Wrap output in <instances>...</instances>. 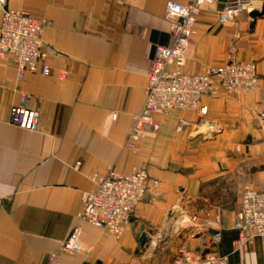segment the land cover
Wrapping results in <instances>:
<instances>
[{
  "label": "crops",
  "instance_id": "crops-1",
  "mask_svg": "<svg viewBox=\"0 0 264 264\" xmlns=\"http://www.w3.org/2000/svg\"><path fill=\"white\" fill-rule=\"evenodd\" d=\"M167 1L0 0V17L2 10L25 11L50 22L41 36L49 76L18 80L13 57L0 58V264H48L52 253L61 264H124L139 253L141 227L152 235L148 253L184 245L191 253L211 250L228 264H264V237L236 248L234 227L243 189L264 192L257 120L264 114V13L221 23L217 13L227 0L202 8L182 68L193 74L250 61L258 92L204 96L205 116L157 115L159 129L126 148L155 50L172 44ZM253 2L254 10L264 5ZM19 92L39 114L35 131L10 124ZM179 118L193 125L179 131ZM139 166L148 187L158 181L159 194L147 190L120 237L78 220L81 193L93 188V176L110 168L127 175ZM75 226L92 251L60 254Z\"/></svg>",
  "mask_w": 264,
  "mask_h": 264
},
{
  "label": "built area",
  "instance_id": "built-area-1",
  "mask_svg": "<svg viewBox=\"0 0 264 264\" xmlns=\"http://www.w3.org/2000/svg\"><path fill=\"white\" fill-rule=\"evenodd\" d=\"M219 0H193L190 4L167 1L164 5V20L168 24L172 44L158 46L152 60L145 90V100L138 114L132 116L131 131L126 140V148H134L135 143L147 133L159 129L157 115L171 111L197 112L206 115V107L201 106V98L217 97L220 93L228 96L256 93L260 81L253 62L230 61L222 67H207L201 73H185L187 50L194 34L197 18L206 6L215 5ZM1 3V2H0ZM253 0H227L218 11L219 22L227 23L238 15L254 11ZM50 22L40 16L25 11L2 10L0 17V58L13 57L17 79L26 74L49 76L50 68L44 64L46 53L41 36ZM31 97L19 92L18 104L10 111V124L26 131H35L39 114L30 108ZM115 117V116H114ZM264 147V114L257 118ZM191 122L179 118L178 130L183 131ZM93 188L81 193V211L78 220L97 228L106 229L114 237H120L130 226L138 204L144 199L148 189L158 195V181L153 180L148 187L149 176L146 168L139 166L127 174H119L110 168L107 174L92 177ZM234 227L239 232L236 248L245 249L254 236L264 237V192L245 187L241 193ZM152 241V235L149 236ZM83 248L78 226L70 231L60 246V254L76 255L92 251ZM48 264H61L58 254L48 257ZM172 264H228L227 257L213 253H191L180 245Z\"/></svg>",
  "mask_w": 264,
  "mask_h": 264
},
{
  "label": "rangeland",
  "instance_id": "rangeland-1",
  "mask_svg": "<svg viewBox=\"0 0 264 264\" xmlns=\"http://www.w3.org/2000/svg\"><path fill=\"white\" fill-rule=\"evenodd\" d=\"M177 248L178 246L172 249L169 248V246L163 247L160 250L154 251V253H148L147 250L151 252V249H147L143 254L139 251L137 256L132 255L124 264H172L173 255H175L174 253ZM141 256H143V258H141Z\"/></svg>",
  "mask_w": 264,
  "mask_h": 264
},
{
  "label": "water",
  "instance_id": "water-1",
  "mask_svg": "<svg viewBox=\"0 0 264 264\" xmlns=\"http://www.w3.org/2000/svg\"><path fill=\"white\" fill-rule=\"evenodd\" d=\"M264 13V5L261 7L260 10H254L249 13L251 19L254 21L257 17L262 16ZM138 241V248L136 252L140 251L141 253L145 252L147 249L150 248L151 238L147 235V232L144 231V228L141 227L140 233L137 236ZM211 250H207L205 253H210Z\"/></svg>",
  "mask_w": 264,
  "mask_h": 264
}]
</instances>
